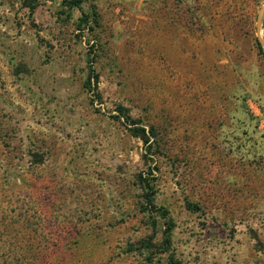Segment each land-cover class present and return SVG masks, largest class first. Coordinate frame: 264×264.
<instances>
[{
    "label": "rangeland",
    "instance_id": "374dc122",
    "mask_svg": "<svg viewBox=\"0 0 264 264\" xmlns=\"http://www.w3.org/2000/svg\"><path fill=\"white\" fill-rule=\"evenodd\" d=\"M263 4L0 0V264H264Z\"/></svg>",
    "mask_w": 264,
    "mask_h": 264
},
{
    "label": "trees",
    "instance_id": "16d2710c",
    "mask_svg": "<svg viewBox=\"0 0 264 264\" xmlns=\"http://www.w3.org/2000/svg\"><path fill=\"white\" fill-rule=\"evenodd\" d=\"M63 2H65L67 8L72 9V8H80L83 0H63ZM26 6L29 7V9L31 10L35 8V4H26ZM88 15H90L91 21H94L96 16V11H91ZM256 44L260 49H263V47L258 41L256 42ZM95 57H96L95 52L90 53L89 62H88V77L85 82L86 84L85 87H87L89 90L90 89L92 90L95 87V84L98 82V73L96 72L94 66ZM120 109H122V107H120ZM121 114L124 116L125 119L127 120L130 119V116L127 113H125V110L123 112L121 111ZM130 121L132 123H135L134 120L130 119ZM133 130H134V135L140 138L145 144H147L150 141V139L155 136V134L152 132L151 129L146 130L144 127L136 126L133 128ZM145 184H146V186L144 187L145 194L143 199L146 205V209H152L153 211L156 212L158 211L164 218H166L167 211L163 208H157L153 203V195L155 193L154 184L149 182H146ZM165 225L166 226L163 230V234H164L163 243L165 244V248L169 250L172 243L171 232L174 228V223L170 219H166ZM167 263L183 264L182 262L174 258L173 253L168 254Z\"/></svg>",
    "mask_w": 264,
    "mask_h": 264
},
{
    "label": "water",
    "instance_id": "95a60500",
    "mask_svg": "<svg viewBox=\"0 0 264 264\" xmlns=\"http://www.w3.org/2000/svg\"><path fill=\"white\" fill-rule=\"evenodd\" d=\"M264 12V4L262 5V7L260 8V11H259V15H258V24L261 20V16ZM258 42L261 44L262 47H264V38H261V37H258Z\"/></svg>",
    "mask_w": 264,
    "mask_h": 264
}]
</instances>
